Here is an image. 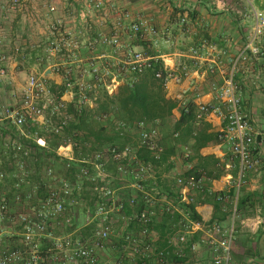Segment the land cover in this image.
<instances>
[{
    "label": "built area",
    "instance_id": "built-area-1",
    "mask_svg": "<svg viewBox=\"0 0 264 264\" xmlns=\"http://www.w3.org/2000/svg\"><path fill=\"white\" fill-rule=\"evenodd\" d=\"M82 1L88 11L102 9V0ZM246 1L253 25L243 48L232 60L231 69L223 85L217 88V101L201 103L196 109L197 121L211 113L222 120L216 138L219 142L226 143L238 159V185L246 173L258 168L264 157V131L243 112L240 87L234 80V75L240 72L243 65L246 66L243 68V81L253 79L258 89H261L260 80L264 75V61L262 64L258 62L264 56V11ZM212 3L222 8L228 7L226 0H212ZM21 5L22 0H8V6L12 9ZM235 11L238 13L236 8ZM184 20L185 18H182V21ZM125 22L128 30L141 40H147L157 33L156 27L143 15L135 16L128 11L120 12L114 20V32L111 34L99 32L94 39L87 40L90 47L95 43L111 47L116 59L99 64L93 58H86V67L80 69V77L73 75L72 66L82 60L78 56L80 41L64 29L62 19L57 18L50 23V40L46 52L62 56V62L54 63L52 70L62 75L65 91H71L69 102L76 100V112L85 107H92L99 89L112 95L122 84L134 83L138 75L151 67V61L155 57L122 42L120 30ZM17 50L16 48L15 51ZM190 51L194 58H197V48H191ZM7 59L6 53H0V81L7 75V69L2 64ZM163 66L167 73L165 81L173 79L179 83L188 75L187 66L182 63L169 67L163 62ZM209 71L214 72L215 67L210 66ZM156 76H160L159 73ZM69 102L63 95L56 100L50 93L45 78L29 73L15 104L12 106L0 104L5 118L20 129L22 135L23 128H28L30 133L25 135L27 142L19 138H7L0 133V154L7 160L6 167H3L0 161V183L10 171L13 178V201L21 207L20 210L9 213L6 203L0 202V219H7L18 231V238L13 244H7L0 235V264H127L122 259L106 261L100 257V251L106 247V241L114 231L118 216L124 215L125 211L124 202L117 198L116 190L111 185L114 176L107 171L110 162L116 163V173L121 176L119 178L129 174L133 179L132 186L138 191V195L129 197L131 206L137 207L141 204L139 210L134 209L129 215L130 219L140 224V235L130 233L122 235L127 247L138 255L131 264H147V259L152 257L155 264H170V252L166 249H157L154 252L149 240L151 238L149 224L156 216L155 207L161 198L155 189L146 187L145 180L152 171L151 163L143 162L138 157V150L144 147L155 159H160V150L156 142L158 127H147L144 121L131 126L123 121H117L115 129L120 135H124L132 128L138 130L136 144L110 145L103 149H93L91 141L81 142L82 131H67L76 117L75 111L66 110ZM100 116L109 117L108 113ZM49 134L62 136L55 154L68 161L65 169H70L72 162L78 163L73 179L58 173L54 158L32 146L31 143H35L44 147L45 137ZM174 136H178V133L175 132ZM82 146L86 149L84 154L79 153ZM36 162H40L36 169L39 178L31 183L29 188L24 189L33 169L30 164ZM132 164L135 166L131 167ZM175 181L181 187L182 197L186 189L195 191L204 189L203 178L195 173L187 175L180 173ZM86 183L89 186H86ZM85 189L91 190L94 206L85 213L83 221L81 219L76 221L75 213L78 211L77 208L82 206L81 194ZM217 200L223 202L225 197L218 195ZM76 222H82L83 226L91 225L88 234L81 232ZM178 224L175 247L180 249L179 244L185 241V235L201 228L204 232L202 241L211 254V259L206 264H230L232 226L224 228L219 222L194 221L190 219L189 213ZM66 227L72 228L73 231L56 233L57 230H64ZM140 238L146 241L142 242ZM190 247L191 250H196V244L192 243ZM177 253L180 254V250H177Z\"/></svg>",
    "mask_w": 264,
    "mask_h": 264
},
{
    "label": "crops",
    "instance_id": "crops-1",
    "mask_svg": "<svg viewBox=\"0 0 264 264\" xmlns=\"http://www.w3.org/2000/svg\"><path fill=\"white\" fill-rule=\"evenodd\" d=\"M102 1L100 11H88L82 0H22V5L15 9L8 6V0H0V53L8 55L7 61L2 63L7 69V75L0 81V104L10 106L15 104L29 73L41 75L46 81L62 83V75L52 70L54 63L62 62V56L46 52L50 40L49 25L55 19H62L64 29L80 41L78 56L82 60L72 65L73 75L80 77V69L86 67V58H93L99 64L116 59L111 47L100 43L90 47L87 44L88 39H94L99 32L107 34L114 32L115 17L122 11L147 18L157 29L154 36L140 40L128 30L125 22L120 30L122 42L133 49H145L155 53L169 67L179 63L186 64L188 70V75L181 82L177 83L173 79L165 82V98L176 103L172 109V117L162 121L156 118L153 122L143 120L147 127H158L156 142L161 155L160 159H155L149 152V159L141 158L139 156L141 148L138 150L139 159L152 165V171L145 180L146 187L155 189L161 198L155 207L156 216L149 224L151 234L149 240L154 252L157 249H166L170 252V264H188L193 260L196 264H206L210 251L202 241L204 232L201 228L187 233L185 241L179 244L180 249L174 245L179 229L178 222L189 213L183 205H193L201 218L200 222L210 223L218 204L221 212L225 213V221L220 223L233 228L237 192L241 183L246 193L264 192V157L258 168L246 173L238 185L237 157L226 143L219 142L214 136L209 138L210 134H216L222 126V120L217 115L211 113L203 116L202 120L195 122L192 130L186 134L183 133L185 125L177 131L175 124L180 117L181 108L187 103H193L197 109L201 103L217 101V88L223 85L231 69L232 60L239 55L253 25L249 5L246 0H226L228 4L226 8L213 4L212 0ZM248 1L257 9L264 11V0ZM182 18L185 20L182 21ZM191 48H197V58L191 54ZM222 51L225 53L222 54ZM263 61L264 56L258 60L259 64ZM210 66L215 67L214 72L209 71ZM243 68L246 66H241L240 72L234 75V80L240 87L241 108L251 117L254 124L264 131V75L260 80L261 89H258L253 79L243 81ZM101 92L98 90V98L101 97ZM63 97L69 102L71 91H65ZM5 119L0 107V128L5 124L13 127L8 119ZM137 122L139 121L133 124ZM23 130V135L18 132L15 138L27 141L25 135H30L29 129ZM175 132L178 136H174ZM196 134L197 136L201 134L200 139L195 140ZM137 137L138 130L132 128L121 135L120 144L134 145ZM0 161L2 166L6 167L7 160L1 154ZM39 164L40 162L30 164L33 169L24 189L29 188L30 184L39 178L36 170ZM107 171L114 176L111 185L116 190L117 198L125 204L124 215L118 216V222L106 241V247L100 251L101 259L114 261L119 253L116 246L124 242L122 235L124 233L140 235V224L130 219L129 215L132 210H139L141 204L132 207L129 203V197L138 195L129 174L119 178L121 176L114 170L110 171L107 167ZM180 173L184 175L195 173L201 176L204 189L200 191L186 189L183 198L181 187L175 181ZM12 183L13 178L8 171L7 177L0 183V196L10 197V202L13 193ZM231 188L235 189L234 199L229 196ZM86 194L88 193L85 192L83 197L87 196ZM218 195H223L225 200L218 201ZM82 201V206L77 208L78 212L75 214L79 221L80 219L83 221L85 213L94 206L92 201L88 204L89 201L87 202L85 197ZM12 208L13 211L21 209L16 204ZM228 208H233V213L228 214ZM263 212L264 201L255 205L253 216L240 220L241 228L246 227V231L255 236L257 230L264 226ZM166 217L169 218L164 221ZM2 224L8 226L7 229H0V235L7 244H13L18 238L17 228L8 220L0 219V225ZM76 224L81 228V232L88 234L89 231L82 222ZM72 231V228L66 227L64 230H57L56 233ZM140 239L142 242L146 241ZM192 243L201 246L202 250L197 248L191 250ZM177 250H180V254H176ZM121 257L125 263L131 264L138 255L126 246ZM147 264H155L154 257L147 259Z\"/></svg>",
    "mask_w": 264,
    "mask_h": 264
},
{
    "label": "trees",
    "instance_id": "trees-1",
    "mask_svg": "<svg viewBox=\"0 0 264 264\" xmlns=\"http://www.w3.org/2000/svg\"><path fill=\"white\" fill-rule=\"evenodd\" d=\"M146 52L155 57L151 61V67L146 69L143 73L137 76V79L134 83L130 84L125 82L119 88L117 93L108 95L104 92L103 89H99L102 91L100 94L102 96L100 98L97 97L96 101L94 102L91 108L85 107L80 111L75 110V103L76 100H73L67 103L66 110L67 111H75L76 118L70 124L69 130H80L85 132V134L81 138V142L84 141H91L93 144V149H103L110 145H124L120 144L119 138L121 135L118 133L116 129L113 127L115 126V122L123 121L128 125H132L135 121H151L153 122L154 119L160 118L164 120L165 118L172 117V109L175 107L176 103L170 99L165 98L164 96V85H165V78H166V70L163 66V61L160 57H157L155 53L146 50ZM152 53V54H151ZM186 65V64H185ZM187 66V65H186ZM159 73L160 76H156ZM47 87L50 90V93L55 97L57 100L60 96L63 95L65 92V84L64 81L60 84H56L53 81H46ZM111 112V119L113 122V133L108 130V126L104 124L103 126L98 127V129H94L91 126L90 118L95 117V115L105 114ZM181 114L179 119L175 124V130H180V128L185 125L183 129V133L190 132L193 128V125L196 120V106L193 103H187L181 108ZM115 115H114V114ZM114 116V118L112 117ZM201 121V120H200ZM216 137V134H210L209 138ZM201 134L194 136L195 140L200 139ZM46 145L44 147H40L35 143H31L32 146L40 150L46 155H50L55 160V167L58 173L68 177L69 179L74 178V171L77 166V162H72V166L70 169H65V164L68 162L62 158H59L55 154V150L57 146L62 141V136L56 134H49L46 136ZM90 138L92 140H90ZM27 142V141H23ZM82 149L86 150L83 146ZM77 155V152H76ZM149 151L142 147L139 150V156L141 158L149 159ZM145 160V159H144ZM142 161V160H141ZM135 164H132L131 167H134ZM108 169L110 171L114 170L116 172V163L110 162L108 164ZM89 186L88 183L85 184ZM243 184L238 188V195L236 199V206L234 210V219H233V240L231 245V255L232 261L230 264H251L250 261L253 258H257L259 260L264 259V226L257 230L256 235L253 236L246 230H243L240 225V220L253 216L255 213V205L257 203H261L264 201V192H253V193H246ZM87 196H84L89 203H94V197L90 189H85L83 191ZM81 194V197H83ZM8 195V194H7ZM229 196L231 199L235 197V189L231 188L229 192ZM91 197V200H89ZM0 202H4L7 205L8 212L11 213L13 211L12 206L15 204L13 201V196H0ZM83 202V201H82ZM220 206L217 204L215 206V215L210 219V222H223L225 218V213L221 212ZM183 208L187 209L191 219L196 221H201L200 216L194 210L193 205L187 204L183 205ZM78 211H76L77 213ZM75 213V214H76ZM228 214L233 213V208H228ZM75 215V220L79 218ZM264 217V212H263ZM166 217L164 221H167ZM7 220V219H4ZM225 221V220H224ZM222 224V223H221ZM224 228H228L224 226ZM91 225L86 226V230H90ZM252 236V237H251ZM126 244L118 243L116 246V251L119 252L116 256V259H122L121 254L123 250L126 248ZM249 258L248 261L245 262L244 258Z\"/></svg>",
    "mask_w": 264,
    "mask_h": 264
},
{
    "label": "rangeland",
    "instance_id": "rangeland-1",
    "mask_svg": "<svg viewBox=\"0 0 264 264\" xmlns=\"http://www.w3.org/2000/svg\"><path fill=\"white\" fill-rule=\"evenodd\" d=\"M136 36V38H138V39H140L137 35H135ZM141 40V39H140ZM140 50H142V51H145L146 52V50L145 49H140ZM101 96H102V94H101ZM18 100V98L16 99V101ZM15 101V102H16ZM6 105V104H5ZM14 105V104H13ZM3 113V112H2ZM114 114V113H113ZM100 115H102V114H100ZM100 115H95V117H91L90 118V123H91V126L94 128V129H98V127H100V126H103L104 124H106V123H108L107 124V128H108V130L111 132V134L113 133V122H112V119H111V112H109L108 113V116L109 117H107V118H101V116ZM115 115V114H114ZM100 116V117H99ZM113 118H114V116H112ZM76 118V117H75ZM5 120H7V119H5ZM74 121H75V119H74ZM10 125H13L12 123H10ZM115 129V128H114ZM20 133V130H18L14 125H13V127H9V125H4V126H1V128H0V133H2V136H4V137H7V138H9V137H13V138H15L16 136V134L17 133ZM83 132V131H82ZM85 134V132H83V135ZM20 135H22L21 133H20ZM90 140H92L91 138H90ZM80 154H84L85 153V150L84 149H82L81 150V152H79ZM78 154V153H77ZM7 224H2V225H0V229H7ZM247 227H248V225H247ZM243 230H246V227H243ZM196 248L198 249V250H202V247L200 246L199 247V245H197L196 244ZM209 259H211V254L209 253V258H208V261H209ZM248 259L249 258H247V257H245L244 258V260H245V262L246 261H248ZM231 261H232V259H231ZM231 261H230V263H231ZM251 262V264H264V259H262V260H259V259H257V258H253V260L252 261H250ZM188 264H196V262L193 260L192 262H189Z\"/></svg>",
    "mask_w": 264,
    "mask_h": 264
}]
</instances>
